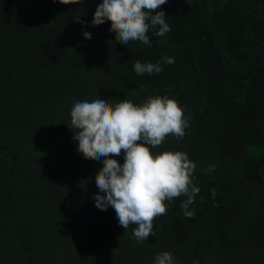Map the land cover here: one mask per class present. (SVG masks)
I'll use <instances>...</instances> for the list:
<instances>
[{
    "label": "trees",
    "instance_id": "1",
    "mask_svg": "<svg viewBox=\"0 0 264 264\" xmlns=\"http://www.w3.org/2000/svg\"><path fill=\"white\" fill-rule=\"evenodd\" d=\"M204 1L223 65L241 75L264 42V0ZM102 3L0 0V264H156L164 252L173 264H264V188L250 177L264 153V50L247 78L231 81L198 37L200 0L153 10L171 30L150 28L151 46L116 41L111 21L92 26ZM168 56L173 64L162 62ZM137 61H160L162 71L138 75ZM156 96L175 99L190 119L183 138L150 150L187 153L200 192L192 218L180 207L186 196L165 201L154 235L138 242V225L124 229L114 207L96 206L104 158L78 151L70 112L76 102L140 106ZM125 155L112 158L123 165ZM258 173L264 179V162Z\"/></svg>",
    "mask_w": 264,
    "mask_h": 264
},
{
    "label": "clouds",
    "instance_id": "2",
    "mask_svg": "<svg viewBox=\"0 0 264 264\" xmlns=\"http://www.w3.org/2000/svg\"><path fill=\"white\" fill-rule=\"evenodd\" d=\"M61 3H79V0H61ZM165 3L166 0H103L95 10L92 26L111 21L109 31L116 33V41L125 45L141 41L151 46L147 35L150 28L159 26L155 34L160 37L171 30L163 10L153 15V10ZM83 35L91 38L89 32ZM162 62L173 64L175 58L163 57ZM134 71L138 75L158 74L162 71L161 62L137 61ZM70 116L75 132L73 139L79 142L78 151L86 159L104 158L103 167L96 176L100 189V193L94 195L96 206L101 210L109 205L114 207L124 229L130 224L138 225L133 231L138 242L154 235L153 221L167 212L165 201L186 196L180 205L183 215L186 218L194 216L190 206L200 192L193 183L196 164L182 151L165 150L153 155L149 147L161 145L168 135L184 137L190 116L185 118L184 109L175 99L149 97L140 106L125 100L115 107L102 98L76 102ZM121 150L126 153L123 165L112 158L119 156ZM215 167L209 165L207 171L210 173ZM211 192L214 199L215 189ZM156 264H173L172 254L157 255Z\"/></svg>",
    "mask_w": 264,
    "mask_h": 264
},
{
    "label": "water",
    "instance_id": "3",
    "mask_svg": "<svg viewBox=\"0 0 264 264\" xmlns=\"http://www.w3.org/2000/svg\"><path fill=\"white\" fill-rule=\"evenodd\" d=\"M200 1L202 4V7H203V22H202L201 28L198 32V37L202 36L204 38L207 50H208L209 54L211 55L217 69L225 78H227L228 80H231V81H241V80L247 78L252 73V71L254 70V68L256 67V65L258 63V60H259V58H260V56L264 50V42L256 50V52L253 56V59H252L250 65L245 70V72L242 73L241 75L232 74L223 65V62L221 60V57H220L219 52L217 50V47H216V45H215V43L211 37L210 30L208 27V20H209L208 7H207L204 0H200ZM0 149L6 150L5 148H1V147H0ZM8 153L11 156L12 167L16 168V161H15L13 154L10 151H8ZM263 162H264V153L261 154L251 165L250 177L258 185H260L261 187L264 188V179L258 173V168L260 167V165Z\"/></svg>",
    "mask_w": 264,
    "mask_h": 264
}]
</instances>
